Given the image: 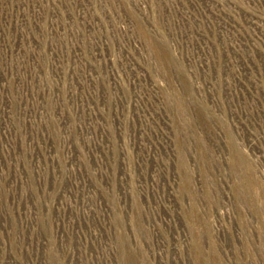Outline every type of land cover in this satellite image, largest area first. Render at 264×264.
Listing matches in <instances>:
<instances>
[{"label": "rangeland", "instance_id": "obj_1", "mask_svg": "<svg viewBox=\"0 0 264 264\" xmlns=\"http://www.w3.org/2000/svg\"><path fill=\"white\" fill-rule=\"evenodd\" d=\"M0 264H264V0H0Z\"/></svg>", "mask_w": 264, "mask_h": 264}]
</instances>
